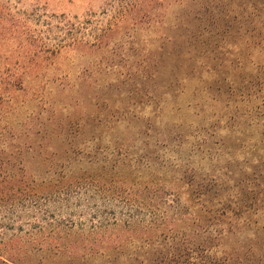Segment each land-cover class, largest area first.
I'll use <instances>...</instances> for the list:
<instances>
[{
    "label": "rangeland",
    "instance_id": "rangeland-1",
    "mask_svg": "<svg viewBox=\"0 0 264 264\" xmlns=\"http://www.w3.org/2000/svg\"><path fill=\"white\" fill-rule=\"evenodd\" d=\"M131 1L0 0V65L13 66L18 61L26 65L28 39L19 50L12 39L15 35L25 39V32H34L41 42L52 44L64 36L57 31V21L83 25L89 20L107 27L111 17ZM263 1L149 0L131 10L128 19L117 21L100 45L67 46L49 58L51 63L43 59L38 72L25 75L23 92L10 103L3 125L18 133L26 127L37 129L40 123L59 126L64 132H75L74 145L91 155L71 158L62 141L46 140L49 158L44 164L32 152L26 153L30 176L50 180L86 173L91 180L100 175V180H115L137 190L162 174L172 186L178 174L175 168L161 167L156 160L146 165L136 158L147 149L155 151V142L164 136L179 134L180 146L172 144L174 151L159 149V161L178 164L176 159L182 158L183 164L220 178L226 187L235 184L236 191L242 190L239 181H247V188L255 191L251 208L258 212L257 227H262L264 38L241 34L236 25L241 17L250 18L264 35V15H253L254 3ZM208 2L216 7L201 11ZM144 14L148 17L136 23ZM49 19L55 21L50 30L45 25ZM192 30L197 32L192 43L195 51L179 52ZM230 30L234 33L229 35ZM177 58L184 64L176 70ZM171 72H176V79L171 80ZM164 83L166 87H160ZM55 120L60 123L53 124ZM203 140L206 143L200 147ZM117 146L132 157L127 165L112 164ZM95 150L99 151L94 154ZM82 202L75 208L53 204L0 208V253L23 264H40L45 259L49 264H106L111 250L84 257L83 252L74 253L73 244L84 240L74 231L67 234L69 229L62 225L79 220L85 208L122 205ZM85 217L88 223L90 214ZM53 225L58 227L51 230Z\"/></svg>",
    "mask_w": 264,
    "mask_h": 264
},
{
    "label": "trees",
    "instance_id": "trees-1",
    "mask_svg": "<svg viewBox=\"0 0 264 264\" xmlns=\"http://www.w3.org/2000/svg\"><path fill=\"white\" fill-rule=\"evenodd\" d=\"M148 1L129 2L128 7L112 16L110 24L103 28V23L94 25L89 20H84L83 25L57 21V31L64 33V36L52 44L41 42L42 38L34 32H25V39L24 36L12 37L19 50L27 39L30 48L24 53V58H28L26 65H20V61L13 66L0 65V208H46L48 204L56 208H75L83 205V199L88 205L93 201L98 204L118 202L122 208H91V211L85 208L79 220H67L62 225L69 229L67 234L74 231L75 235L86 241L73 244L74 253L83 252L81 255L84 257L87 253L101 255L105 250H111L113 253L106 264H264V225L257 227L255 214L258 212L251 208L255 191L247 188L248 182L245 180L239 181L241 191H236L235 184L226 187L220 178L198 173L190 164H183L185 161L182 158L176 159L178 164L174 163L175 160L159 161L162 157L159 149L174 151L172 144L180 146L182 136L179 134L164 136L155 142V151L151 153L147 149L136 158L146 165L156 160L161 167L175 168L178 174L172 186L162 174H158L143 184L141 189L135 190L130 185L121 186L115 180H100V175L91 180L86 173L50 180L30 176L26 153L32 152L44 164L49 158L46 140L62 141L63 149L67 145L65 153L71 158L90 157L91 153L74 145L75 132H64L59 130V126L48 127L40 123L37 129L34 126L26 127V131L18 133L7 124L3 125L10 103L23 92L25 75L38 72L43 59L51 63L49 58L67 46L74 47L81 43L100 45L107 33L112 31L113 25L118 24L117 21L128 19L131 10L139 3ZM209 6L216 7L208 2L207 6L202 5L199 9L207 10ZM253 10V15L256 12L257 15H264V1L258 5L254 3ZM145 17L148 15L144 14L141 20H135L136 23L142 22ZM53 22L54 19L45 22L47 29L55 28ZM238 23L236 26L241 34H252L255 39L264 38L260 28L252 25L250 18L241 17ZM219 29L216 28V34H220ZM233 33L234 30L227 32L229 35ZM185 37L178 51H195L196 46L192 43L197 41V32L192 30ZM183 64V60L177 58L176 70ZM144 68L147 71L148 64ZM176 75V72H171V80L176 79ZM160 87L165 88L166 83ZM59 123L58 120L53 122ZM144 134H147V130ZM205 143L203 140L198 144L202 147ZM116 148L112 164L127 165L132 160L129 152L123 150V146ZM98 151L95 150L94 154ZM87 214L91 216L88 223ZM56 227L53 225L51 230ZM116 230L118 234L114 236ZM48 261L45 259L40 264H49ZM0 264L23 263L0 253Z\"/></svg>",
    "mask_w": 264,
    "mask_h": 264
}]
</instances>
